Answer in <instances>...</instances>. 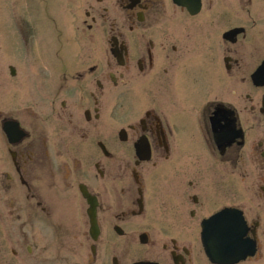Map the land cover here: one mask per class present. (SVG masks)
Listing matches in <instances>:
<instances>
[{
  "label": "flooded vegetation",
  "instance_id": "flooded-vegetation-1",
  "mask_svg": "<svg viewBox=\"0 0 264 264\" xmlns=\"http://www.w3.org/2000/svg\"><path fill=\"white\" fill-rule=\"evenodd\" d=\"M197 2L0 0V264H264V0Z\"/></svg>",
  "mask_w": 264,
  "mask_h": 264
},
{
  "label": "rangeland",
  "instance_id": "rangeland-1",
  "mask_svg": "<svg viewBox=\"0 0 264 264\" xmlns=\"http://www.w3.org/2000/svg\"><path fill=\"white\" fill-rule=\"evenodd\" d=\"M193 36V35H192ZM191 36V37H192ZM193 39H194V37L192 38V39H190L189 41H188V43H189V46H188V49H189V55H191L194 59H196L197 57H198V51H197V49L195 48V45H194V43H193V45L191 44V42L193 41ZM1 51H2V49H1V44H0V67H4V64H5V62H4V60L2 59V56H1ZM189 76H190V78L192 79V77H193V74L192 73H189ZM189 78V80H188V90H189V94H190V92L194 95L193 96V98H191L190 99V101H195V100H197V92H198V89H199V87H198V85H197V83L198 82H196V78L194 77L193 79H192V81H191V79ZM196 96V97H195ZM190 97V96H189Z\"/></svg>",
  "mask_w": 264,
  "mask_h": 264
},
{
  "label": "water",
  "instance_id": "water-1",
  "mask_svg": "<svg viewBox=\"0 0 264 264\" xmlns=\"http://www.w3.org/2000/svg\"><path fill=\"white\" fill-rule=\"evenodd\" d=\"M193 1H195V0H193Z\"/></svg>",
  "mask_w": 264,
  "mask_h": 264
}]
</instances>
